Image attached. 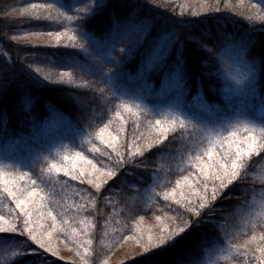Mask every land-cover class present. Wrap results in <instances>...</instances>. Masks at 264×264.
<instances>
[{"label": "trees", "instance_id": "obj_1", "mask_svg": "<svg viewBox=\"0 0 264 264\" xmlns=\"http://www.w3.org/2000/svg\"><path fill=\"white\" fill-rule=\"evenodd\" d=\"M26 1L0 0V148L9 149L6 152L10 154L0 152V166L6 165L2 169L6 173L0 178V214L5 218L0 225L7 228L14 223L17 227L14 233L0 234V241H4L0 245V264H12L13 251L38 247L24 226L25 213L16 209V199L4 191L6 187L17 193L39 189L30 198L27 211L30 218L40 217L41 226L32 231L53 249L45 264H201L207 251L215 247L214 242L227 245L228 257L215 264L264 261V253L257 250L264 246V213L258 205L264 196V159H256L253 154L248 175L224 188L210 212L202 210L197 217L188 211L190 206H199L205 183L209 194L213 183L219 184L213 181L210 170L208 176L201 173L202 168L208 170L209 164L218 168L219 164L210 160L223 156L224 148L214 157L205 154L214 149L206 126L214 125L212 118L252 123L254 132L261 135L257 130L264 122L260 110L264 98L261 12L259 16L237 8L235 0L230 1L231 5L228 0H198L192 4L182 0H104L97 4L93 0H64L72 4L66 15L76 19L38 18L25 25L26 18H7L11 9ZM256 2L260 1L244 3ZM34 25L46 32L71 31L79 41L71 40L68 32V42L44 49L45 59L32 60L30 55L39 53L38 47L23 46L12 36L20 28ZM144 26H149L150 32L141 37ZM165 32L171 33L172 43L150 65L152 51ZM229 43L241 45L256 69L249 89L253 95L246 94L241 103L225 88L227 82L216 58ZM177 49L183 52V74L175 66ZM47 67L71 73V78L61 80L44 70ZM176 74L177 82H173ZM170 97L187 100L184 104L188 110L197 100L211 113L185 108L179 116L186 127L170 129L166 139L156 143L161 131L151 125L157 119H168L162 115L164 112H158L157 103ZM45 123L52 124L48 134L54 140L73 131L63 136L68 145L44 153L34 134ZM104 125L103 138L113 135L115 140L109 143L115 150L96 135ZM137 146L140 153L135 152ZM28 150L32 155H26ZM69 152H87L86 160L98 168L105 181L98 187L89 183L91 170L65 177L44 171L53 160ZM21 155L25 157L21 163H1L8 159L17 162ZM260 156L264 157V150ZM220 162L230 163V159L224 157ZM109 170H114L116 176H108ZM7 179L9 182L2 181ZM79 219L92 226L87 228L93 244L73 233L70 226ZM187 220L193 223L184 232L174 233L165 245L151 246L161 231L182 227L181 221ZM107 230L114 231L112 243L106 241ZM145 247L150 251L144 252ZM16 264H33L31 254H25Z\"/></svg>", "mask_w": 264, "mask_h": 264}, {"label": "rangeland", "instance_id": "obj_2", "mask_svg": "<svg viewBox=\"0 0 264 264\" xmlns=\"http://www.w3.org/2000/svg\"><path fill=\"white\" fill-rule=\"evenodd\" d=\"M93 1H94L93 2L94 4H97L98 2L104 3V0H93ZM182 1L185 2L186 4H188V3L192 4L194 2L195 3L198 2V0H182ZM201 1L204 3V1H206V0H201ZM230 1L231 2H233V1L228 0V2L231 5ZM245 1L246 0H235L233 5L237 8H246L248 10V13L254 12V13L258 14L260 11L261 12L260 15L264 16V1L263 0H259L260 2L251 3L249 5L245 4L244 3ZM66 3L67 2H65L64 0H49V2H41V3L27 0L26 2H24L20 5H17L13 9H11L9 14H8L9 16L7 18L11 19V20H19L22 18H26L28 20H27V22L25 21V25H27V23H29L30 20L37 21L38 18L39 19H49L52 21L59 20L60 18H63V20H64L66 17L61 16L60 13L61 12L65 13L67 11V9L63 7V5H65ZM260 3H261V8L259 7ZM244 4H245V6H244ZM33 5H35V7H33ZM49 5L51 7H48ZM77 13H79V12L77 11ZM15 22H17V24L20 23V21H15ZM138 30L140 31V29H138ZM149 30H150L149 26L148 27L144 26V28L140 32L141 34H139V35L141 37H144L148 32H150ZM68 32H70L73 35V33L71 31H68ZM68 32H67V30H62V29L61 30L56 29L54 31L51 30L50 32H46L43 29L36 28L35 25L29 26V27L25 26V27L20 28L19 33L17 35H13L12 39L15 40L16 42L21 43V45H23V46L31 44V45H34L35 47H38L37 50L39 51V53H37V54L32 53V55H30L32 60H35V58L45 59L46 55L44 53H42L44 51V49L54 48V47H59L60 45H64L66 43L65 40H67V42L70 40V39L66 38L67 36H70V35H68ZM57 33L60 34L59 40L57 39V36H56ZM163 36H164V34H163ZM64 38H66V39H64ZM133 39H136L135 36L133 37ZM76 40L78 42L79 38H77ZM161 44H162V38L159 40L157 47L154 48L152 51V55L150 56V59L148 60L150 65L160 57L161 51H162ZM1 52H2V49L0 48V53ZM3 53H4V55L9 56V54L6 53L5 51ZM216 58H218V60H219L218 64H220L221 74L227 82V85L225 88L227 89V91H229L231 93V95L234 93L236 94V97H237L236 102L241 103L246 94H248L249 96H252L253 94H251L249 92V89L251 88V85L253 84V81L256 77L255 76L256 75V69H255L253 62L248 60L245 57L244 48H242L241 45H238L235 43H229V44H227L226 48L216 56ZM38 68L39 69L43 68V66H39ZM44 70L51 72V74L57 75V77H61L64 73H68V72H65L63 70L54 71V69H52L50 67H47ZM36 71L38 72V70H36ZM140 73L142 74V72H140ZM43 75H44V72H43ZM64 77L67 79L71 78L68 76H64ZM136 78H138V77H136ZM173 78H174L173 82H177V80H176V78H178L177 74H176V77H173ZM186 101L187 100H185V99L183 100L181 98L170 97V99L168 101H163V102L157 103L158 104L157 108L159 110L158 112H160V113L164 112V114H162V115H165L164 118H168V119H157V120H161L162 123H164L165 127L166 126L169 127V124H168L169 121H171L174 117L179 120V118H178V117H180L179 114H183V111H185V108L188 110V108H187L188 106H186L184 104V102H186ZM190 106L193 108H197L200 111L201 110L205 111V112H207L206 114L211 113L210 112L211 110L207 105H205V104L202 105L197 100H193V102H192V104H190ZM191 107H189V110H191ZM260 110H261V113L264 114V104L260 107ZM176 111L178 112V114ZM223 119L224 120H220V119L218 120L217 118H212L211 121L213 122L214 125L213 126H212V124L206 125L209 129V132L208 133L206 132V133L209 135V137L212 136L211 141L215 145L213 147L214 148L213 151H211L213 157L215 156L214 154H217L218 150L221 151L223 148L224 149L228 148V144L224 143V140H233L234 143L240 144L241 147H246V145L243 144L241 140L228 137V134H226L228 131H232L233 126L238 124L237 122H239V121L235 122V121H233L234 119L230 120L229 118H225V117H223ZM241 120H243V119H241ZM55 121H58V120H54V122ZM51 122L53 123L52 120H51ZM244 123L249 124V125H253L252 123H248L246 121H244L240 124H244ZM151 127L154 129L160 128V126L156 125L155 122L151 125ZM52 128H53L52 124L45 123L34 134L35 138L40 141V143H41L40 145H41V148L44 149V153L59 150V149H61L62 146L68 145V143H69L68 140L64 139L65 137H63V136H66V135L71 134L73 132V131H67L65 133V135L61 136V138H56L54 140L52 138H49V134H48L49 129H52ZM257 130H258V132L260 131L259 129H257ZM237 131H238V135L241 137H246L248 135V133L243 130L242 126ZM217 133L221 134L224 137V140H221L220 143H216L215 134H217ZM254 135H256L258 137V136H261L262 133L260 135L259 133L254 132ZM107 140L108 141L111 140V142H112V140H115V137L113 135L112 136L110 135V137H107ZM221 144H223V147H221ZM93 145L94 144H92V146H90V147L95 150L96 148H94ZM216 147L219 149H215ZM7 149H8V147H7ZM224 149H223V152H224ZM8 150H6V151H8ZM29 150L26 152L27 156L32 155V153ZM6 151H5V147L0 148V152L7 153ZM231 151L234 153L235 148L233 147L231 149ZM75 153L76 152H69V153L65 154V155L69 156V158H70L68 161L63 160V156H64L63 155L56 162L61 166V168H67L69 170V172L71 173L70 176L75 175L77 171L84 173V171L91 170L89 180L92 181V183L95 184L96 186L101 185L105 181L104 175H102V173L98 170V168L95 169L96 167H93L92 163L87 164V163H89V160L85 159V157L88 158L87 152L83 153V156H81V157H76ZM6 155H10V154L7 153ZM24 158L25 157H22V155H21L19 157V161H17V162H13V161L8 159V160H5L1 163H6L9 165L10 164H18V163H21V161H23ZM4 159H6V157ZM210 161L212 163H218V161L219 162L221 161V157L216 156V157L212 158V160H210ZM3 166H6V165H3ZM90 166H92V168ZM85 169H87V170H85ZM4 173H6V172H4ZM47 174H50V175L54 174L57 176L60 174L62 177L66 176V173L63 170L60 171L59 173L52 171V172H48ZM66 178H68V177H66ZM2 181L9 182V179L2 180ZM67 204H70V203L67 201ZM16 209H18V211L21 212L20 208L16 207ZM0 212H2V211H0ZM0 216H2V215L0 214ZM22 216H24V218H23L24 221H26V220L29 221L31 230L38 229L37 227L41 226L39 223L40 222L39 216L32 217V218H30L24 214H22ZM24 226H25V228H27L26 224ZM90 226H89V223H87V221H83V219H79L74 224V226H70V227L72 228V231H74L73 233H77L80 237L85 239L88 244H89V241L91 244L92 241H91L90 236H88L89 230L87 228ZM80 230H82V231H80ZM107 231L109 233L108 232L106 233V235H107L106 241L108 243H112L113 240H115V239H113L114 237L112 236V233L114 231H111V230H107ZM129 244L130 243H128V245ZM214 245H215V247L210 248L207 251V254H206L207 256L201 264H215L221 259V257L227 255V253H226L227 252V245H225V244L221 245L220 243H215V242H214ZM129 248L130 247H128V249ZM122 251H126V250L122 249Z\"/></svg>", "mask_w": 264, "mask_h": 264}, {"label": "snow or ice", "instance_id": "obj_3", "mask_svg": "<svg viewBox=\"0 0 264 264\" xmlns=\"http://www.w3.org/2000/svg\"><path fill=\"white\" fill-rule=\"evenodd\" d=\"M33 7H35V5H33ZM48 7H51V6L49 5ZM63 7L66 8L68 11L72 10V4L70 2L63 5ZM85 11H87V10H85ZM60 15L65 16L68 20L76 19V17L66 16V13H64V12H61ZM258 18L264 19V16H261ZM56 36H57V39L59 40L60 34L57 33ZM70 39L74 41L77 39V37L75 36V34H73L70 36ZM171 43H172L171 33L165 32L164 36L162 37L161 55H163L165 52L168 51V45ZM80 47H83V45H80ZM175 66L177 69H179L180 73L183 74V72L185 70V63H184L183 52L180 49H177V52H176ZM64 76L71 77V73H64L60 77V79L62 80L64 78ZM84 83L87 84V81H85ZM101 91H103V90H101ZM261 103L264 104V98H262ZM123 107L126 109H129L128 105H123ZM116 115L117 116L120 115L119 111L116 112ZM155 124L160 126V128L158 130L161 131V136L159 137V140L156 141V143L163 142L166 139V134L170 129H175L177 126L181 129H184L186 127V122H185L183 117L179 118L178 125H177V118L174 117L171 121L168 122V124H169L168 128H165L164 123H162L161 120H156ZM242 127H243V130L248 133V135L246 137H241L238 135L237 130L241 128L240 124L233 126V130L228 132V137L241 140L242 143L246 145V147H241L240 144L234 143L233 140H224V137L219 133L215 134L216 143H220L221 140H224V143L228 144V148L224 149L223 156L221 157V160H223L224 157H227L230 159V163H222V162L218 161V164H219L218 168L216 167V165L209 164L207 166L208 170H206L204 168L201 169V173L204 176H208L209 170H210L211 177H212L213 181H219V184L213 183L210 194L207 192L208 184L207 183L204 184L205 191L201 194L199 206L198 207L190 206L188 209V211L190 213L196 215L197 217H200L202 215V210H206L209 212L212 210V208L214 207L213 201H215L217 199V197L220 195L221 191L224 188H226L233 181H237V180L241 179L242 177L248 175V169L250 167H252L251 158H252L253 154H256V159H264V157L260 156L261 150H264V122L261 123L260 132L262 133V135L259 137L254 135L255 125L243 124ZM106 128H107V125L100 127L99 130L97 131L96 135L104 143H109V141L104 140L103 135H102ZM203 138L204 137H202V139ZM209 144H210V147L215 146L211 141H209ZM109 146L113 147L115 150V146L113 144L109 143ZM93 147L95 148V146H93ZM151 147H152V145L150 144L149 148H151ZM221 147H223V144H221ZM233 147L235 148L234 153L231 151V149ZM135 152L140 153V148L138 146L136 147ZM132 154L133 153H129V155H132ZM205 154L208 155L209 157L212 156V152L210 150L206 151ZM82 155L83 154L80 152L75 153L76 157H81ZM118 155H119V153H118ZM217 155H220V154L218 153ZM245 157L249 158L248 162L245 161V159H244ZM69 159H70L69 156H67V155L63 156L64 161H68ZM85 159H87V158L85 157ZM120 159L122 160L123 157H120ZM197 159H201V157L197 156ZM89 163H91V161H89ZM3 167L4 166H0V178H2L4 176V172L2 170ZM62 170L65 171L66 174H71L67 168H61V166L55 160H53L50 164V167L48 169H45L44 171H46V172L55 171L56 173H59ZM108 176H116V172L114 170H109ZM19 178L23 179V176H21ZM12 183H14V181H12ZM31 183L33 185H35L36 181L32 180ZM89 183H92V181H89ZM177 183L179 184V181H177ZM97 187H98V185H97ZM4 191L7 192L9 196L14 197L16 199V207L20 208L21 212H24L25 215L28 217L31 216V213L29 211H27V206H28V204L32 203L30 198L33 197L34 195H36V193L39 191V189H37L36 187H32L30 191L17 193V192L12 191L11 188L6 187L4 189ZM168 195H169V193L166 192L165 193L166 198ZM179 202L180 201H177V203H179ZM258 205H259V208L261 209V213H264V196L260 197V199L258 201ZM49 215H51V213H49ZM4 219L5 218L3 216H0V221H3ZM52 219L55 222V219H56L55 216H52ZM181 223L183 225L182 227L178 225L174 229H168L167 232L161 231L160 238L155 242V244H153L151 246L152 247H158L160 245L167 244L169 240L173 239L174 233L179 234L181 232H184L185 229L188 228L193 223V221L187 220V221H181ZM25 224L29 230L30 240L33 242L34 245H37L38 247H36V248L25 247L24 252H14L13 251L11 253V255L13 257L12 264H16V261L22 259L25 256V254H27V253L31 254V258L33 259V264H45L46 259H47V254L50 252H53V249L50 245H46V243L44 242V239L42 237L38 238L37 234L30 229L29 221L26 220ZM16 231H17V227L14 223L9 224L7 228H4L2 225H0V234L6 233V232H13L14 233ZM262 238H264V235H262ZM9 239H14V238H9ZM252 239L255 240L256 237L253 236ZM151 240H152V237L149 236V241H151ZM137 242L140 243L141 241L138 239ZM3 243H4V241H0V245H3ZM89 243H90V241H89ZM246 246H247L246 244L241 245V247H246ZM257 250L264 253V246H261ZM85 251H87V249H85ZM149 251H150L149 247L144 248V252H149ZM245 255H246V253H245ZM221 259H228V257H226V256L221 257ZM258 264H264V261H258Z\"/></svg>", "mask_w": 264, "mask_h": 264}]
</instances>
